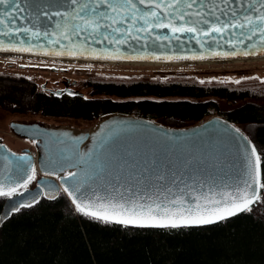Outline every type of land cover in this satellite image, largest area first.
<instances>
[{"label": "snow or ice", "instance_id": "snow-or-ice-1", "mask_svg": "<svg viewBox=\"0 0 264 264\" xmlns=\"http://www.w3.org/2000/svg\"><path fill=\"white\" fill-rule=\"evenodd\" d=\"M25 14L32 21V28L18 26L17 21L23 25ZM54 18L55 31L51 24L39 23L43 19L52 22ZM178 21L182 22L179 26ZM164 28L170 29L171 36L155 33ZM53 35L57 39L53 40ZM42 38H48L49 43L59 44L61 48L65 47L64 39L81 41L78 49L81 55L89 51L97 58L107 56L108 49L97 50L89 45H120L115 47L117 54L121 48L127 53L129 47L132 52L143 54L149 45L162 47L165 41L170 47L179 45L180 49L194 42L205 52L212 53L227 45L231 51L223 52L225 58L241 53L247 57L264 48V0H0V51H30L33 41ZM72 46L75 48V43ZM69 54L75 56L76 52ZM148 54L155 55L154 52ZM241 139L247 144L244 149L246 178L230 192L214 195L210 185L204 191V183L186 182L185 175L196 172L200 161L190 154L173 159L172 148L159 152L153 149L151 158L140 167L135 153L116 137L101 135L93 147L83 152L77 146L83 138L56 137L54 142L58 146L70 143L72 148L58 147L52 163L67 173L57 176L58 179H74V187H65L64 191L82 215L125 226L176 229L211 224L236 215L259 197V188L264 187L260 185L261 154L243 134ZM17 159V179L10 191L3 190L0 180V197H10L11 192L17 190L15 185L26 188L27 182L34 179L36 170L30 158ZM174 165H178L179 170H175ZM29 168L31 175L27 174ZM125 173L128 180L122 184ZM45 175L56 173L45 172ZM85 179L93 183L103 180L104 190L118 192L119 196H111V199L102 196L92 184H89L92 195H84L80 185ZM133 179L142 184L143 194L127 186ZM48 190L51 194V186ZM40 195L39 191L29 192L28 196L20 193L0 212V224L21 208L34 206ZM202 201L206 202L203 206ZM202 207L207 215L201 212Z\"/></svg>", "mask_w": 264, "mask_h": 264}, {"label": "trees", "instance_id": "trees-1", "mask_svg": "<svg viewBox=\"0 0 264 264\" xmlns=\"http://www.w3.org/2000/svg\"><path fill=\"white\" fill-rule=\"evenodd\" d=\"M83 87L89 89V98L78 93L55 96L29 79L0 73V108L85 122L119 113L175 129L223 117L238 126L261 154L264 185V86L242 89L138 79L88 80ZM5 198L0 197V212ZM0 264H264V195L224 220L172 229L85 216L61 193L53 201L40 200L20 210L0 226Z\"/></svg>", "mask_w": 264, "mask_h": 264}, {"label": "water", "instance_id": "water-1", "mask_svg": "<svg viewBox=\"0 0 264 264\" xmlns=\"http://www.w3.org/2000/svg\"><path fill=\"white\" fill-rule=\"evenodd\" d=\"M39 23L41 25L51 24V29L55 31V18L52 22H49L47 19H43ZM127 23L129 22L126 21L125 24L127 25ZM180 23L182 22L178 21L177 26H179ZM17 24L18 26L32 28V21L29 19L27 14L24 15L23 25H21L20 21H17ZM40 30L43 31L42 26ZM155 33L157 35L171 36L169 28L157 29L155 30ZM51 38L53 40L57 39L56 35H53ZM62 43L65 45L64 48H61L59 44L49 43L48 38H42L33 41V46L31 47L30 51L16 53H20L21 55L29 57L91 58L108 61L133 62L170 61L194 63L264 59V48L256 51L255 55L250 54L245 57L241 53L235 57L225 58L222 55L223 52L231 51V48L227 45H225L223 48H217L215 53H212L205 52L194 42L190 43L186 49H180L179 45H173L170 47L167 41L164 42L162 47H154L153 45H149L143 54L132 52L131 47L127 49V53H125V50L121 48V52L117 54L115 52V47H121L120 45L113 46L106 43L104 45H89V48H96L97 50L101 48L108 49L107 56L101 55L99 58H97L96 54H92L89 51H84V53L81 55V53L78 51L82 43L81 41L77 40L74 42H69L67 39H64ZM73 43L76 45L75 48L72 46ZM70 52H76V55L71 56L69 54ZM152 52H154L155 55L148 54ZM50 93L55 96H59L61 91H50ZM103 116H108V119L100 124L95 131L94 129L89 131L84 130L76 135L69 131L61 130L62 128L54 129L51 127L39 126L37 124L11 123L10 130L15 136L30 142H35L40 150L39 152L32 153L25 149L20 153H15L7 148L4 144L0 143V180L3 181V190L10 191L17 179L15 166L19 162L17 159L18 157L26 156L30 158L31 165L35 166V172H37L40 176L36 180L35 186L33 188H25L15 185L17 190L15 192H11L10 197L5 196L6 198L4 200L1 212L4 210L6 205H8L11 201L16 200L20 193H24L25 196H28L29 192L35 194L38 191L41 192L39 202L40 200L53 201L57 199L61 193H64L73 205L72 199L64 191V188H73L74 179H69L67 181L58 179L57 176H65L67 173L61 172L59 170V166L52 163V160L55 158L58 151V147H67L69 150H71L72 145L70 143H66L64 145L58 146L54 142L56 137L64 138L66 136L68 139L83 138V142L78 143L77 145L81 152H83L86 148L93 147L94 141L99 140L101 135L116 137L126 147L135 153V159L139 162L140 167H143L145 162L151 158V152L153 149H156L157 152H159L161 149L172 148L173 159L177 155L190 154L196 157L200 163L198 164V170L196 172H190L189 174L185 175L186 182L189 184L195 182L197 185L204 183L206 185L204 191H207V186L210 185L214 189V192L212 193L213 195L218 192H230L236 185L241 184L246 178L244 149L247 147V144L243 139H241V134H243L245 137H247V135L238 126L227 121L223 117L212 116L209 119L192 127L175 129L161 125L149 119L122 115L119 113L104 114ZM237 129L239 132L236 131ZM247 139L250 140L248 137ZM87 142L89 143L87 146H85L84 144ZM80 167L82 169L83 165ZM174 169L179 170V166L174 165ZM70 170L76 171L77 169ZM45 172L56 173V175H45ZM27 174H32L30 168L28 169ZM111 178L112 177H109V179ZM127 180L128 174L125 173L121 179V183L123 184ZM28 183L29 182H27V184ZM89 184H92V187H95L100 195L109 196V199H111V196H119L118 192L111 193L109 191H105L103 180L93 183L87 179H85L80 185L81 192L84 195H92ZM260 185H262L261 168ZM49 186L52 188L51 194L48 190ZM127 186L141 191L143 194L142 184L137 183L134 179L130 184H127ZM152 191L154 193L156 189L153 188ZM259 192L260 194L264 195V187H260ZM257 199L258 198H255L253 202L245 208V210L253 205ZM38 203H35L34 206ZM105 203H108V201H105ZM204 203L206 202L202 201V206ZM32 207L21 208L20 210L29 209ZM195 212L196 210L193 209L194 214ZM201 212L204 215L208 214L206 211H204L203 207ZM240 212L242 211L237 212V214ZM16 213L17 212L14 214ZM231 216L234 215L227 216L226 218ZM218 221H221V219L216 220V222ZM2 224H0V226Z\"/></svg>", "mask_w": 264, "mask_h": 264}, {"label": "rangeland", "instance_id": "rangeland-1", "mask_svg": "<svg viewBox=\"0 0 264 264\" xmlns=\"http://www.w3.org/2000/svg\"><path fill=\"white\" fill-rule=\"evenodd\" d=\"M47 59L49 58L0 55V73L29 79L35 83L38 89L47 92L62 91L65 88V82H68L72 84L69 90L81 94L84 98L90 97L89 89L83 87V84L88 80L131 82L140 79L155 82H199L205 85L242 86V89L264 86V59L181 65H136L137 67ZM45 66L46 69H44ZM50 67L55 68V72H52ZM257 84H260L261 87ZM225 107L227 105H224ZM107 119L108 116L102 115L92 122H85L69 118L10 113L0 108V143L15 153H20L25 149L36 153L40 150L36 143L15 136L10 130L11 123L37 124L54 129L62 128L61 130L76 135L92 126L95 131ZM88 143L84 145L87 146ZM39 176L35 172L34 179L26 187L33 188Z\"/></svg>", "mask_w": 264, "mask_h": 264}, {"label": "bare ground", "instance_id": "bare-ground-1", "mask_svg": "<svg viewBox=\"0 0 264 264\" xmlns=\"http://www.w3.org/2000/svg\"><path fill=\"white\" fill-rule=\"evenodd\" d=\"M0 55L3 56H24L20 53L16 52H0ZM27 57V56H25ZM33 57V56H32ZM39 58H49V59H55L60 61H73L78 63H86V64H104V65H122V66H130V67H137L136 65H181V64H198L203 62H194V63H184V62H168V61H139V62H133V61H108V60H99V59H91V58H69V57H39ZM239 61V60H234ZM205 63H213V62H205ZM135 65V66H134ZM93 126L90 128H87L86 130H92Z\"/></svg>", "mask_w": 264, "mask_h": 264}, {"label": "flooded vegetation", "instance_id": "flooded-vegetation-1", "mask_svg": "<svg viewBox=\"0 0 264 264\" xmlns=\"http://www.w3.org/2000/svg\"><path fill=\"white\" fill-rule=\"evenodd\" d=\"M34 59H36V58H34ZM43 60V59H42ZM47 60H50V59H47ZM70 62H73V61H70ZM78 63V62H77ZM86 64V63H85ZM47 67L45 66L44 67V69H46ZM51 69H52V72H55V68H53V67H50ZM62 73H64V72H62ZM72 84H69L68 82H65V88L61 91V94L60 95H63V94H67V95H70V94H74V93H76L75 91H71V90H69L70 88V86H71ZM49 92V91H48Z\"/></svg>", "mask_w": 264, "mask_h": 264}]
</instances>
